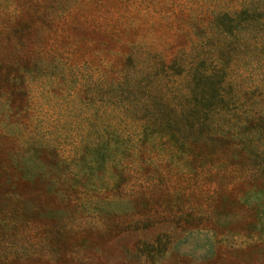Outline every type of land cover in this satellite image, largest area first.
Segmentation results:
<instances>
[{"label": "rangeland", "instance_id": "1", "mask_svg": "<svg viewBox=\"0 0 264 264\" xmlns=\"http://www.w3.org/2000/svg\"><path fill=\"white\" fill-rule=\"evenodd\" d=\"M0 264H264V0H0Z\"/></svg>", "mask_w": 264, "mask_h": 264}, {"label": "trees", "instance_id": "2", "mask_svg": "<svg viewBox=\"0 0 264 264\" xmlns=\"http://www.w3.org/2000/svg\"><path fill=\"white\" fill-rule=\"evenodd\" d=\"M142 131H143L144 135H146V136L147 135L149 136L151 134V132H153V130L151 132L150 131H145V130H142ZM174 135L175 134L171 133L172 137H176ZM176 143L178 144L179 141L177 140ZM116 169H117V174L119 173V175L122 176L123 175V171H122L123 168L116 167Z\"/></svg>", "mask_w": 264, "mask_h": 264}]
</instances>
